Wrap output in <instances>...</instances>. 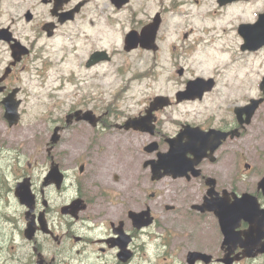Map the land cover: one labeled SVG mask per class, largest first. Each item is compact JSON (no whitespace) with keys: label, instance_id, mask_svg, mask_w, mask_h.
Segmentation results:
<instances>
[{"label":"flooded vegetation","instance_id":"flooded-vegetation-1","mask_svg":"<svg viewBox=\"0 0 264 264\" xmlns=\"http://www.w3.org/2000/svg\"><path fill=\"white\" fill-rule=\"evenodd\" d=\"M3 1L0 29H10L12 40H0V222L14 231L5 238L11 229L0 226V264H136L155 246L163 250L167 264H264V254L244 256L245 246H254L246 233L258 231L257 241L264 246V66L253 72L245 64L223 83L203 77L213 78V89L202 99L174 106L175 116L157 112L153 135L124 127L129 118L120 112L118 100H109L93 111L99 118L96 125L67 126L56 119L52 133L60 129L58 143L27 148L21 143L26 141L25 74L46 77L50 68L61 66L52 57L61 54L64 63L67 50L81 69H86V56L89 60L95 52L108 53L109 61L88 71L117 67L120 59L137 56H150L155 62L163 53L177 50L175 45L168 47L167 22L169 13L186 7L187 0H40L46 9L42 15L26 10L18 23L9 18L10 25L5 24L10 14ZM224 2L190 0L198 7L210 6L208 11L213 13L241 8L237 31L262 16L260 48L240 51L245 59L256 55L264 59V0ZM73 11V18L60 24L61 15ZM27 13L32 14L31 20ZM157 16L159 50H127V35L140 33ZM63 30L70 32L69 44L50 42ZM102 33L111 39L108 47L100 46ZM80 38L81 45L77 44ZM86 41L92 44L87 54ZM16 42L24 46L22 51L25 47L30 51L18 62L13 58ZM30 59L35 69L27 67ZM157 70L158 81L173 88L172 80L163 77L165 69ZM10 97L18 102L13 125L4 106ZM140 108L136 116H142L148 106L144 103ZM180 108L184 113L178 115ZM75 128H86V147H75L74 134L79 133ZM186 128L189 135L196 129L194 140L187 135L178 139ZM29 134L32 139L36 136ZM173 140L194 164L181 178L155 181L148 162L157 159L158 152H169ZM148 144H156L158 152H147ZM27 183L33 196L29 204L18 196ZM11 204L16 205L12 216L5 209ZM236 208L252 209L253 221H236ZM148 212L144 221L151 218L150 224L139 227L133 222V213ZM198 254L209 257L201 259Z\"/></svg>","mask_w":264,"mask_h":264},{"label":"rangeland","instance_id":"rangeland-1","mask_svg":"<svg viewBox=\"0 0 264 264\" xmlns=\"http://www.w3.org/2000/svg\"><path fill=\"white\" fill-rule=\"evenodd\" d=\"M4 7H10V17L6 18L5 24L10 25L9 18H14L16 23L20 19L21 15L26 11L30 10L33 13L42 15L46 9L40 3V0H4ZM199 8V9H198ZM197 9V10H196ZM208 7H197L194 4L190 3V0H187L186 7L182 8L180 11L175 10L174 13H169V18L167 22V29L165 34L167 37L168 47L177 46L174 56L171 53H163L161 57L157 60V63L161 68L165 69V72L172 74L174 80L179 81L180 79L176 76V71L174 66L176 60L177 65L181 67H188L190 69V61L194 57L185 56L181 51L180 47L182 46H193L195 42L205 38L203 28H213L214 20L207 18ZM179 14H182L180 16ZM4 18H1L0 21H3ZM103 25V19H99ZM21 24H23L21 22ZM193 31L192 35H189L186 40L182 37L183 33H189ZM197 31L199 34L197 35ZM174 33V34H173ZM196 33V34H195ZM196 36H195V35ZM70 32L68 30H63L59 32L56 38L50 42H57L59 46L61 43L67 45L70 41ZM33 36V34H30ZM220 36L219 33L212 36V38L217 39ZM29 38V37H28ZM170 38V39H169ZM101 39L103 43L101 47H108L111 39L105 33L101 34ZM93 43L98 45V41ZM77 44H82V39L77 40ZM92 47L91 42L86 41V54L89 48ZM202 51H205V48H202ZM209 55L211 53H208ZM216 54H219L216 52ZM67 59L62 63L61 54L60 57H52L53 61L58 65L57 70H52L40 83L30 74H25L23 78L26 77L25 82V93L24 97L26 99V113L27 117L24 131L26 132V141H21L22 144L26 143V147L30 148L33 146H45L48 142L47 138L51 135V126L48 123L49 120H52L55 117H58L70 108L82 107L92 110H100L104 107V102L113 97L119 89L125 85H132V89L136 94L137 98L143 99L145 96L150 94V89L148 88L147 79L144 74L150 67L151 59L150 56H137L133 60H123L126 67L133 68L138 76L134 80L132 73L123 72L120 76H117L116 66L106 65L100 68H97L92 71H87V69L80 68V62L76 57L67 50L65 52ZM87 60V56H86ZM61 61V62H60ZM28 66H35L33 61L31 63L27 62ZM120 64V60H119ZM203 65V64H201ZM200 65V66H201ZM124 66H122L123 68ZM193 67H191L192 69ZM119 71V69H117ZM117 71V72H118ZM167 74V75H168ZM191 74V71L186 75L188 77ZM166 75V76H167ZM126 96V94H124ZM133 107H136V104H133ZM40 117L34 118V117ZM43 119V120H42ZM30 132L37 135L32 139ZM76 148H83L86 146V140L74 139ZM78 142H80L78 144ZM6 210H9V215L12 216L16 212V205L11 204V206H6ZM0 226L10 228L8 236L9 238L12 232V226L9 224H4L0 222ZM148 259L146 262V258ZM136 264H167L164 260V252L157 247L151 248L145 256H140Z\"/></svg>","mask_w":264,"mask_h":264},{"label":"water","instance_id":"water-1","mask_svg":"<svg viewBox=\"0 0 264 264\" xmlns=\"http://www.w3.org/2000/svg\"><path fill=\"white\" fill-rule=\"evenodd\" d=\"M158 27H159V20L156 19L154 23L148 25L147 27L144 28V30L142 31V34L140 35V38H136L134 35L135 34H131L128 37V42L134 41L136 44L137 43H141L142 46L145 47H149L152 48L153 46H155V41H156V35H157V31H158ZM5 36H0V38H4ZM156 50V47L154 48ZM96 56L94 55L93 58H95ZM99 60V59H96ZM97 62V61H96ZM88 66H91V63L88 64ZM183 94H179L178 95V99L180 100L181 96ZM154 104H158L160 106H164L166 105L165 102L160 101V100H156V102ZM16 109L17 107H15L14 105H10L7 108V114L8 115H13L16 114ZM13 110V112L11 111ZM77 116V120H86L88 119L91 123L97 122V119L94 118L93 113L92 112H86L84 114H82V112H77L76 113ZM130 124H132V122H130ZM134 126H138V125H142V124H133Z\"/></svg>","mask_w":264,"mask_h":264},{"label":"bare ground","instance_id":"bare-ground-1","mask_svg":"<svg viewBox=\"0 0 264 264\" xmlns=\"http://www.w3.org/2000/svg\"><path fill=\"white\" fill-rule=\"evenodd\" d=\"M221 52V51H220Z\"/></svg>","mask_w":264,"mask_h":264}]
</instances>
